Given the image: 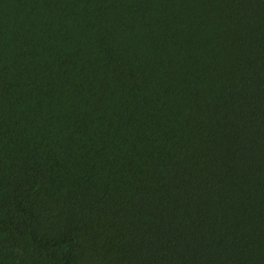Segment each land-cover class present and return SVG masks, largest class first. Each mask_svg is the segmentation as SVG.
Here are the masks:
<instances>
[{"label": "trees", "instance_id": "obj_1", "mask_svg": "<svg viewBox=\"0 0 264 264\" xmlns=\"http://www.w3.org/2000/svg\"><path fill=\"white\" fill-rule=\"evenodd\" d=\"M0 264H264V0H0Z\"/></svg>", "mask_w": 264, "mask_h": 264}]
</instances>
